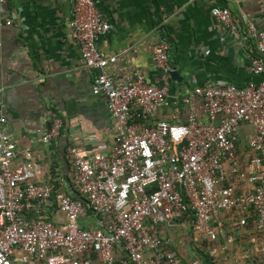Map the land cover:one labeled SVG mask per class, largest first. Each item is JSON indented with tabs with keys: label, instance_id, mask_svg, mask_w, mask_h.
<instances>
[{
	"label": "built area",
	"instance_id": "1",
	"mask_svg": "<svg viewBox=\"0 0 264 264\" xmlns=\"http://www.w3.org/2000/svg\"><path fill=\"white\" fill-rule=\"evenodd\" d=\"M210 12L238 38L227 7ZM17 18L13 13L6 25ZM166 21L163 16L157 27L153 53L160 84L142 76L132 84L116 83L107 71L116 58L98 46L110 25L93 0H74V42L83 65L96 72L91 93L105 99L114 125L111 145L88 155L74 146L67 149L70 187L80 198L53 192L41 181L31 146L19 150L11 140L9 112L0 97V264H92V256L100 264H232L227 256L232 231L247 225L233 212L242 208L253 222L248 248L264 262V34L246 27L257 40L259 56L251 58L250 71L263 77L260 83L196 86L179 99L190 106L200 98L206 120L190 113L185 123L171 124L158 118L168 105L173 70ZM241 124L253 131L247 143L253 160L244 171L237 155ZM62 127V119L54 117L39 141L50 145ZM231 175L244 178L248 191L233 193ZM53 206L63 223L46 217ZM88 211L98 219L97 228L81 225ZM228 218L232 225L225 235ZM175 238L187 249L185 260Z\"/></svg>",
	"mask_w": 264,
	"mask_h": 264
},
{
	"label": "crops",
	"instance_id": "2",
	"mask_svg": "<svg viewBox=\"0 0 264 264\" xmlns=\"http://www.w3.org/2000/svg\"><path fill=\"white\" fill-rule=\"evenodd\" d=\"M93 1L101 18L111 27L98 46L106 57L116 58L107 67L116 83L132 84L137 76H142L147 83L160 84L153 53L158 46L157 27L163 16L167 18L164 36L170 44L169 60L184 82H170L168 105L158 113L161 120L182 124L191 113L205 121L200 98H195L190 106L179 99L180 94L196 86L209 82L243 88L263 79L250 71V60L259 52L257 40L247 34L246 27L252 25L264 34V0ZM73 4L74 0H0V97L9 112L11 140L19 150L31 146L41 181L49 184L53 192L64 191L79 198L70 187L67 149L74 146L88 155L102 145H111L114 125L105 99L91 93L96 72L83 65L74 42L70 27ZM215 6L230 10L238 38L211 16ZM13 13L18 18L8 26L6 21ZM54 117L62 119L63 127L55 141L43 145L40 137ZM252 134L250 126L240 125L237 155L241 171L253 160L254 154L247 146ZM229 186L235 194L250 188L238 175L230 176ZM249 212L244 208L233 212L247 225L232 231L234 243L227 254L232 264L244 254L246 259L240 264L263 262L248 248L247 239L253 232ZM45 215L57 224L64 221L54 206ZM230 220L227 219L225 235L232 225ZM80 223L90 228L99 226L98 219L89 212ZM175 244L183 259L188 258L181 240L175 238ZM92 264H100L96 256H92Z\"/></svg>",
	"mask_w": 264,
	"mask_h": 264
},
{
	"label": "water",
	"instance_id": "3",
	"mask_svg": "<svg viewBox=\"0 0 264 264\" xmlns=\"http://www.w3.org/2000/svg\"><path fill=\"white\" fill-rule=\"evenodd\" d=\"M173 65V64H172ZM171 81L182 84L184 82L183 78L181 77L180 73L175 69V66L173 65V70L170 73ZM66 179V177H64ZM68 184V181L65 180Z\"/></svg>",
	"mask_w": 264,
	"mask_h": 264
},
{
	"label": "trees",
	"instance_id": "4",
	"mask_svg": "<svg viewBox=\"0 0 264 264\" xmlns=\"http://www.w3.org/2000/svg\"><path fill=\"white\" fill-rule=\"evenodd\" d=\"M73 197V196H72ZM79 197V196H78ZM80 198V197H79ZM90 213V211H88ZM205 258V261L208 262V259L206 256H203Z\"/></svg>",
	"mask_w": 264,
	"mask_h": 264
},
{
	"label": "rangeland",
	"instance_id": "5",
	"mask_svg": "<svg viewBox=\"0 0 264 264\" xmlns=\"http://www.w3.org/2000/svg\"><path fill=\"white\" fill-rule=\"evenodd\" d=\"M177 240H181L180 238H177Z\"/></svg>",
	"mask_w": 264,
	"mask_h": 264
}]
</instances>
